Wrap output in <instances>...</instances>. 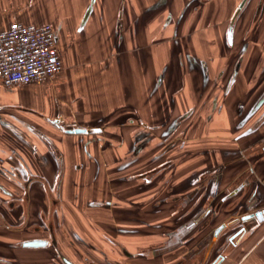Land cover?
<instances>
[{
  "label": "crops",
  "instance_id": "1",
  "mask_svg": "<svg viewBox=\"0 0 264 264\" xmlns=\"http://www.w3.org/2000/svg\"><path fill=\"white\" fill-rule=\"evenodd\" d=\"M15 19L63 69L0 83V264H264V0H0Z\"/></svg>",
  "mask_w": 264,
  "mask_h": 264
},
{
  "label": "built area",
  "instance_id": "2",
  "mask_svg": "<svg viewBox=\"0 0 264 264\" xmlns=\"http://www.w3.org/2000/svg\"><path fill=\"white\" fill-rule=\"evenodd\" d=\"M50 23L13 20L0 30V83L12 88L50 80L63 69Z\"/></svg>",
  "mask_w": 264,
  "mask_h": 264
},
{
  "label": "water",
  "instance_id": "3",
  "mask_svg": "<svg viewBox=\"0 0 264 264\" xmlns=\"http://www.w3.org/2000/svg\"><path fill=\"white\" fill-rule=\"evenodd\" d=\"M82 129H75V131H81ZM264 215V212H262ZM260 214V212L258 211L256 215ZM223 226H219L218 228L215 229L214 231V235L216 236L218 234V232L220 231L219 229H221ZM214 236V237H215ZM46 244V240L43 239H31V240H27L25 242H23V245H26V246H41V245H45ZM62 260L63 262H65L66 264H74L73 262H71L69 259L65 258V257H62Z\"/></svg>",
  "mask_w": 264,
  "mask_h": 264
},
{
  "label": "flooded vegetation",
  "instance_id": "4",
  "mask_svg": "<svg viewBox=\"0 0 264 264\" xmlns=\"http://www.w3.org/2000/svg\"><path fill=\"white\" fill-rule=\"evenodd\" d=\"M242 6L240 5L239 7H237V10H236V13H234V18L233 19H236V18H238V16L240 15V13H241V11H242ZM232 19V20H233ZM237 20V19H236ZM232 22V21H231ZM235 23V22H234ZM234 23H233V25H232V30H233V27H234ZM229 37H230V33L229 34H227ZM232 35V34H231ZM56 40H57V38H56ZM60 122V121H59ZM75 126H77L76 125V123H74V124H69V125H64L63 127H65V129H71V128H73V127H75ZM36 239H41V238H36ZM215 239V237L214 236H212V238H211V240H210V242H208L209 243V246L207 247V250L209 249V251H210V248L212 247V243L211 242H213V241H215L214 240ZM44 240H46V239H44ZM48 243V241L46 240V244ZM45 244V245H46ZM211 245V246H210ZM26 246V245H25ZM41 246H43V245H41ZM44 247V246H43ZM208 254H210V253H208ZM60 256H61V258L62 257H65V258H67L64 254H60ZM68 259V258H67ZM92 264H93V262H92ZM175 264H182V262L181 261H178V262H176Z\"/></svg>",
  "mask_w": 264,
  "mask_h": 264
}]
</instances>
